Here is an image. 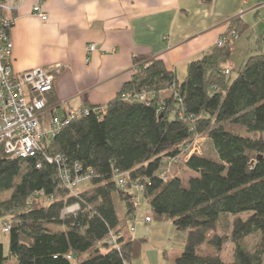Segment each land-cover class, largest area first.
<instances>
[{"label":"trees","instance_id":"trees-1","mask_svg":"<svg viewBox=\"0 0 264 264\" xmlns=\"http://www.w3.org/2000/svg\"><path fill=\"white\" fill-rule=\"evenodd\" d=\"M232 25L236 38L248 30ZM230 55V45H215L188 62L183 80L159 58L134 56L135 71L115 96L46 135L36 157H10L0 147V221L9 223L6 249L0 229V264H131L146 241L131 236L139 207L131 202L133 182L142 185L151 221L186 231L174 264H264V52L249 56L233 78ZM141 92L147 100L138 99ZM54 100L49 94L47 105ZM55 117L50 109L40 120ZM195 137H207L214 155H188ZM43 154L60 155L70 170L78 163L90 186L71 193ZM168 161L193 173L186 184L166 172ZM115 197L125 204L121 216ZM72 204L78 208L61 215ZM225 215L232 220L221 235ZM111 233H121L116 246L107 243ZM255 233L259 240L248 249L243 239ZM227 242L228 262L220 255Z\"/></svg>","mask_w":264,"mask_h":264},{"label":"crops","instance_id":"crops-1","mask_svg":"<svg viewBox=\"0 0 264 264\" xmlns=\"http://www.w3.org/2000/svg\"><path fill=\"white\" fill-rule=\"evenodd\" d=\"M37 4L47 19L32 11ZM12 15L13 71L41 67L59 73L51 92L55 100L45 111L52 109L56 117L104 106L131 78L134 56L159 58L175 72L235 30L234 20L248 25L246 33L264 31V0H23ZM241 36L230 44L232 51ZM89 43L95 50L87 53ZM182 248L174 250L173 264Z\"/></svg>","mask_w":264,"mask_h":264},{"label":"built area","instance_id":"built-area-1","mask_svg":"<svg viewBox=\"0 0 264 264\" xmlns=\"http://www.w3.org/2000/svg\"><path fill=\"white\" fill-rule=\"evenodd\" d=\"M23 0H0V147L4 153L15 158L36 157L42 150L41 140L46 135H52L60 131V129L68 125L74 118L80 114H87L88 108L69 109L62 117H55L47 128H44L41 122V116L47 109V96L54 88V75L51 70L36 67L15 73L12 67V42L10 34L7 31L13 24L12 13L22 4ZM32 11L41 19H47V13L40 4L33 6ZM237 37L234 29H230L218 38L216 46L224 47L230 45ZM95 50V44L89 43L86 46V52L90 53ZM60 64H56L54 68L59 69ZM228 74L227 70H224ZM139 100H147L145 92L137 95ZM182 115V112H179ZM201 137H195L191 143L188 155L193 152H200ZM183 156H178L176 160H181ZM43 159L48 163H55L59 166L60 178L63 184L68 187L71 193L77 191L78 185L87 181L89 174L81 172V166L74 163L71 170L62 164L60 155L43 154ZM174 161V160H173ZM173 161H168L166 172L170 171ZM41 162L36 163V167H40ZM117 184L123 187L126 183L125 174H118L116 177ZM131 202L135 207L141 204L140 195L142 193V185L137 182L132 183ZM77 204L65 207L61 211V215L75 211ZM144 222L148 229V222H151L150 215L144 216ZM134 231V226L131 227ZM1 231L8 233L9 223L4 222ZM121 233H111L107 239V243L116 246V240Z\"/></svg>","mask_w":264,"mask_h":264},{"label":"rangeland","instance_id":"rangeland-1","mask_svg":"<svg viewBox=\"0 0 264 264\" xmlns=\"http://www.w3.org/2000/svg\"><path fill=\"white\" fill-rule=\"evenodd\" d=\"M259 37V35L255 36L252 31L249 30L246 34L236 40L238 42L234 45L235 49L233 51L231 49L232 52L230 58L225 65L230 70L231 78L237 74L238 70L249 56L258 52L259 45L262 48V52H264V38ZM175 73L179 80H183L186 76V67H178ZM240 131L244 133V129H241ZM262 136L264 139V133ZM199 146L201 153L210 156L214 155L215 151L212 142L207 137H203ZM169 169L171 170V173L179 175L183 184H186L188 178L193 175V173L186 169L182 164H175L170 166ZM89 186V182L83 181L78 185L77 190L85 189ZM4 197H6V194L0 195V199ZM114 202L117 212L119 216H121L125 212V204L117 197L114 198ZM149 212H151L150 207L145 201H142L139 207L135 210V231L131 232V236L134 238H143L146 239V241L142 245L140 256L134 259L131 264H173V252L178 247H182L186 231L175 229L170 221H158L156 219L148 222V229H145V225L141 222V218L145 213L149 214ZM242 216L244 217L245 215ZM231 220L232 216L230 215L222 216L218 223L217 232L221 235L228 233ZM128 224H130V221ZM2 225L3 224L0 221V229ZM1 238L6 249L8 233L2 232ZM258 240V233L251 234L244 237L243 244L248 249H253ZM232 251L233 244L230 242L225 243L220 253L221 258L226 262L230 261L232 259Z\"/></svg>","mask_w":264,"mask_h":264}]
</instances>
